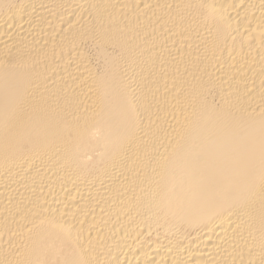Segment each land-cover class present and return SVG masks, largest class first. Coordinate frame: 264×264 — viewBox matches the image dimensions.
Returning <instances> with one entry per match:
<instances>
[{
  "label": "bare ground",
  "instance_id": "1",
  "mask_svg": "<svg viewBox=\"0 0 264 264\" xmlns=\"http://www.w3.org/2000/svg\"><path fill=\"white\" fill-rule=\"evenodd\" d=\"M0 264H264V0H0Z\"/></svg>",
  "mask_w": 264,
  "mask_h": 264
}]
</instances>
